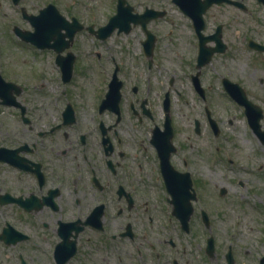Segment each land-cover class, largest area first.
Returning <instances> with one entry per match:
<instances>
[{
	"label": "flooded vegetation",
	"instance_id": "af4514ba",
	"mask_svg": "<svg viewBox=\"0 0 264 264\" xmlns=\"http://www.w3.org/2000/svg\"><path fill=\"white\" fill-rule=\"evenodd\" d=\"M38 18L70 42L34 47L39 68L29 49L0 50V264H264L263 246L222 229L220 147H200L206 124L220 133L209 65L264 147V0H0V39L28 45ZM110 38L122 54L105 57L101 93L76 97L80 59H102L77 40ZM167 120L172 147H157Z\"/></svg>",
	"mask_w": 264,
	"mask_h": 264
},
{
	"label": "rangeland",
	"instance_id": "374dc122",
	"mask_svg": "<svg viewBox=\"0 0 264 264\" xmlns=\"http://www.w3.org/2000/svg\"><path fill=\"white\" fill-rule=\"evenodd\" d=\"M120 41V38H110L104 42H97L92 39L77 40L78 47L79 44L81 46L82 59L88 58L87 54L90 50L98 49L102 52L103 60H98L95 57L96 64L90 69V66H84L86 62L90 64V55L88 61L80 59L74 76V85L71 86L76 97L81 93L80 89H83V93L86 95H90V91L96 95L97 89V92L101 93L102 89L98 87L103 85L102 81L106 76L103 61L107 54H114L117 58L121 56L122 43ZM17 47L29 49L25 52L27 65H31L32 68L40 67V56L34 55L33 45H23L17 40L0 39V50ZM122 58H124L125 63L132 61V57ZM52 75H55V72H52ZM216 76L212 65L207 66L204 73L205 83L210 85V89L207 90V104L212 116L220 126V133L214 135L209 125L206 124L205 143H201L200 147H207L208 150L212 148V151L214 147H220L219 153L222 162L220 163L219 174L222 177L217 181L216 187H226L228 194L225 195V200L228 203L223 208L224 214L219 223L221 222L222 229L227 231L229 235L232 233L235 238L250 240L255 247L263 246L264 248V244L259 241V239L264 238V233L261 230L264 228V147L254 142L252 137L245 133L240 120L236 119L233 123L234 110L231 101L220 90ZM187 100L190 102L191 111H193L191 107L193 99L187 98ZM178 113L177 118L181 121L183 116L180 115V112ZM195 115L198 116L196 113ZM200 116L203 118V115ZM229 160L233 162L230 163ZM261 164H263V168L261 167L258 171L257 167ZM245 168L250 171L247 180H243L244 175H246L243 172ZM240 179L244 182L242 185L236 182ZM230 196L231 199L233 197V200L230 198L227 200ZM225 232L221 233L222 239L226 236ZM235 238L232 239L236 240Z\"/></svg>",
	"mask_w": 264,
	"mask_h": 264
},
{
	"label": "water",
	"instance_id": "95a60500",
	"mask_svg": "<svg viewBox=\"0 0 264 264\" xmlns=\"http://www.w3.org/2000/svg\"><path fill=\"white\" fill-rule=\"evenodd\" d=\"M32 22L34 23V26H35V32L24 35L22 37L23 39L36 44L38 47H54V48L59 50V48L64 49V48L69 46L70 40H63L62 42H64V44L60 45V44H58L59 42H61L60 38H51L48 35L44 36L43 33L45 32L44 27L46 25V22H43L40 18H38L37 20H33ZM71 36H72V33H70V37ZM51 40H53L52 43H50ZM62 70H63L64 80H68L70 78V75H71V65H63ZM11 85H12L11 83L5 82L0 77V96L9 95ZM116 90H117V87L115 88V91ZM112 94H113V92L109 91L106 95L108 98H110ZM117 98H118V95H117ZM209 121H210L212 127L215 129L216 123L212 118H210V116H209ZM165 131L169 132L168 136H167V140H166L167 142L165 144H163V142H160V144L157 142L156 143L157 147H172V143L170 142V140H168L171 136L170 134L172 131V128L169 124V120H167L165 123ZM215 133H216V131H215ZM189 211H188V213H189Z\"/></svg>",
	"mask_w": 264,
	"mask_h": 264
}]
</instances>
